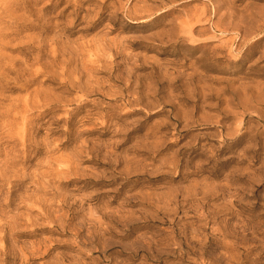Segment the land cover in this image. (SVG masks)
<instances>
[{
    "label": "rangeland",
    "instance_id": "374dc122",
    "mask_svg": "<svg viewBox=\"0 0 264 264\" xmlns=\"http://www.w3.org/2000/svg\"><path fill=\"white\" fill-rule=\"evenodd\" d=\"M0 264H264V0H0Z\"/></svg>",
    "mask_w": 264,
    "mask_h": 264
}]
</instances>
